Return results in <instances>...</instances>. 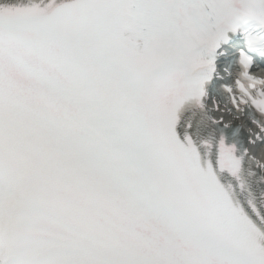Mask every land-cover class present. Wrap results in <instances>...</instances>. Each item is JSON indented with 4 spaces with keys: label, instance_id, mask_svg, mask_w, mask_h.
Here are the masks:
<instances>
[{
    "label": "snow or ice",
    "instance_id": "6c2138e0",
    "mask_svg": "<svg viewBox=\"0 0 264 264\" xmlns=\"http://www.w3.org/2000/svg\"><path fill=\"white\" fill-rule=\"evenodd\" d=\"M0 264H264V0H0Z\"/></svg>",
    "mask_w": 264,
    "mask_h": 264
},
{
    "label": "bare ground",
    "instance_id": "6f19581e",
    "mask_svg": "<svg viewBox=\"0 0 264 264\" xmlns=\"http://www.w3.org/2000/svg\"><path fill=\"white\" fill-rule=\"evenodd\" d=\"M218 117V116H217Z\"/></svg>",
    "mask_w": 264,
    "mask_h": 264
}]
</instances>
